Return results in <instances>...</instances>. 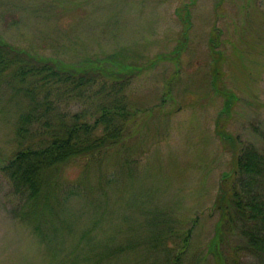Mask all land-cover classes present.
Returning a JSON list of instances; mask_svg holds the SVG:
<instances>
[{
    "label": "rangeland",
    "instance_id": "1",
    "mask_svg": "<svg viewBox=\"0 0 264 264\" xmlns=\"http://www.w3.org/2000/svg\"><path fill=\"white\" fill-rule=\"evenodd\" d=\"M0 40L28 56L128 74L121 91L131 116L123 142L100 163L79 158L62 169V183L76 188L64 212L66 220L68 214L76 219L75 231L92 221L82 190L87 194L91 188L104 199L98 188L110 172L114 181L105 196L107 210L92 231L94 240L124 244L128 240L118 229L124 218L135 235L132 249L110 264H159L156 257L163 259L145 237L148 211L164 215L181 231L192 229L182 264H215L208 251L220 216L215 204L220 182L233 166L230 145L217 136L216 125L264 160V0H0ZM26 77H0V169L18 148L16 124L22 113H29L28 133L38 136L57 116L70 121L73 115L92 114V124L99 111L100 83L89 96L76 97ZM27 86L36 92L33 101L24 93ZM104 88L109 91L110 83ZM223 92L233 100L227 103ZM260 164L264 169V161ZM126 168H131L130 178ZM255 189L251 193L264 198V182ZM66 192L67 187L59 190L57 200ZM241 197L245 207L249 198ZM32 212L44 220L52 216L46 207L26 201L21 209L0 170V264H67L65 254L78 235L65 237L68 246L59 263L26 218ZM230 223L221 240L227 258L233 264H264V254L252 250L244 237L245 220ZM258 229L264 234V228Z\"/></svg>",
    "mask_w": 264,
    "mask_h": 264
},
{
    "label": "trees",
    "instance_id": "2",
    "mask_svg": "<svg viewBox=\"0 0 264 264\" xmlns=\"http://www.w3.org/2000/svg\"><path fill=\"white\" fill-rule=\"evenodd\" d=\"M213 40L211 39V43L213 48H216L218 34L213 35ZM175 53V58L178 60L179 53L177 51ZM215 54L221 57L219 51H215ZM8 75L13 79L20 80L31 76L36 81L43 80L41 85L46 86L47 90L56 88L58 91L64 92L68 89L69 94L73 93L76 97L89 96L90 88L94 84L100 83L98 89L102 91L97 94L98 102H100L99 111L92 124L88 120L92 114L86 115L84 119L73 115L70 121L57 116L52 127L48 126L45 133L35 136L29 134L27 130L29 113H22L16 124L17 136L20 138L18 148L14 150L12 157H9L0 170L8 179L14 195L19 197L21 209L26 201L28 204H33L34 207H46L48 213L52 215L49 220H44L42 214L32 212L26 218L31 219L34 231L43 238V241L47 242V247L52 251L54 260H58L59 263L62 260V255L68 246V240L65 242V237L72 238L78 235L76 242H79L70 245V251L65 254L67 259H70L67 264L112 263L113 259L121 253L131 250V246L135 245V243H131L132 237L135 235L130 234V227L124 226L126 218L122 221L123 225L118 227L123 239L128 240L124 244L112 247L109 242L97 243L94 240L92 231L98 226V215L101 213L100 217L102 218V212L107 210L105 196L107 197V190L114 181L113 175L110 174V176L108 174L110 172L106 173L105 186L102 185L98 188L104 199L94 195L91 188L87 194L82 190L84 197L89 202L86 203V206L92 210V221L86 226L82 225L77 233L75 231L76 219L68 214L66 220L64 214L71 198L76 195H74L76 188L71 184L62 183L61 173L66 164L79 158H85L88 164L100 163L109 149L119 142H123L126 120L128 116H131L128 102L121 91L128 74L116 72L98 64L78 67L64 64L54 58L28 56L10 43L0 40V77ZM108 83L111 86L109 91L104 88ZM112 84H115V87ZM24 91L31 101L35 99L36 92L33 89L27 86ZM222 94L226 96L227 103L233 100L231 93L223 92ZM47 98L45 96L44 99ZM219 120L220 117L216 124L219 123ZM215 132L222 142L226 140L230 145L233 166L220 182L215 204V209L220 213V216L215 224L208 251L214 256L215 264H233V261L223 253L221 240L224 235L223 229L229 228L230 222L233 225L237 219L243 222L245 220L246 230L243 232L245 235L243 236L247 237L250 248L256 250L258 254H264V234L258 229L260 226L264 228V198L257 193H251L256 190V184L264 182V175L262 176L264 169L260 164L264 160L263 157L261 159L257 157V153L251 147L241 146L237 138H235L236 140L232 139L227 132L223 131L222 126L219 128L216 125ZM99 172L96 171L97 175ZM126 172L130 178L131 168H126ZM66 187L65 197L57 200V192ZM241 195L249 198L245 207L241 206L243 200ZM60 215L63 217L61 218ZM54 216L59 223L57 225L54 222ZM26 218L24 219L26 220ZM146 218L148 219L145 223V237H149L148 243L153 246L156 253L164 254L163 259L159 260L156 257L154 262L182 264L183 256L189 246L192 229L186 228L181 231L180 228L167 223L164 215L160 216L153 211H148ZM196 220L197 216L192 220L193 226L196 224ZM47 224V230H45ZM176 230L178 233L173 232ZM217 239H220V242ZM174 240H178V243L175 244ZM145 242L140 240L139 243Z\"/></svg>",
    "mask_w": 264,
    "mask_h": 264
}]
</instances>
